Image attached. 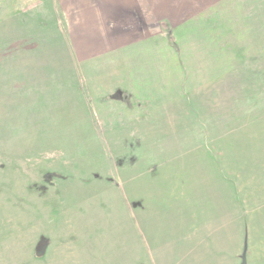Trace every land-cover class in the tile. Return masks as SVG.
Wrapping results in <instances>:
<instances>
[{"label": "rangeland", "instance_id": "374dc122", "mask_svg": "<svg viewBox=\"0 0 264 264\" xmlns=\"http://www.w3.org/2000/svg\"><path fill=\"white\" fill-rule=\"evenodd\" d=\"M247 1L221 58L182 21L125 59L71 50L69 0H0V264H230L240 241L264 264V0Z\"/></svg>", "mask_w": 264, "mask_h": 264}, {"label": "crops", "instance_id": "0c3cea01", "mask_svg": "<svg viewBox=\"0 0 264 264\" xmlns=\"http://www.w3.org/2000/svg\"><path fill=\"white\" fill-rule=\"evenodd\" d=\"M229 9L231 12L244 16V13L250 12V1L69 0V14L66 22V28L69 30L66 35H69L72 40L71 50L73 51L74 49L78 54H103L105 48H112L114 54L116 49L121 47L122 56L126 59L135 44L148 42L153 45L154 41L165 36L163 34L164 32L167 33L168 36L166 37L169 42L176 41L178 33L177 31H174V28L182 21L184 24L177 26L176 28H180L194 21L192 29L202 28L201 31L205 36L202 38L194 29L187 32V36L197 40L199 42L198 46L202 49H206L207 52L212 50L209 55L197 52V56L202 55L212 58H221V40H224L226 44L231 42L233 45L235 41H240V39L235 40L233 38L232 34H234V31L236 32V36L243 38V27L230 13H228ZM192 12L200 13L194 16L192 20L186 19L184 14ZM206 12H211V15L214 17H207L205 15ZM218 12L223 14V19H219V15H216ZM201 17H203L201 20L204 21V27L196 24V20L199 21V18ZM258 25L259 22L255 24V26ZM255 26L253 27V30L258 39L260 34L255 29ZM215 28H219L217 31L220 36L215 34ZM154 29H158L160 32H154ZM171 33L174 38L170 36ZM193 35L196 37L193 38ZM166 37L161 39V41L165 40ZM243 45L244 47L246 46L245 41ZM233 52L237 53L234 50ZM235 59H239L241 63L243 62L240 55L236 56ZM155 62H158L157 65L160 66L159 60H155ZM138 64H141V62H138L137 65ZM116 89L123 90V99H121L122 104H129L135 96L129 88L117 87ZM117 92L119 93V91ZM236 244L238 243L236 242ZM217 251L219 255L224 254V251H222L221 248H219V250L217 249L216 252ZM239 252L246 255V247L244 245L242 247L241 241L240 244H238V247H234L231 249V252L225 253L226 255L230 254V264H241L234 259L235 254ZM156 259H161V256H157ZM195 261H198V258H196ZM177 264H181L180 256ZM198 264H201V258ZM207 264H228V260L227 257H224L223 259L221 257L219 259H214V261Z\"/></svg>", "mask_w": 264, "mask_h": 264}, {"label": "water", "instance_id": "95a60500", "mask_svg": "<svg viewBox=\"0 0 264 264\" xmlns=\"http://www.w3.org/2000/svg\"><path fill=\"white\" fill-rule=\"evenodd\" d=\"M241 264H247V263H246L245 254L242 255V261H241Z\"/></svg>", "mask_w": 264, "mask_h": 264}]
</instances>
